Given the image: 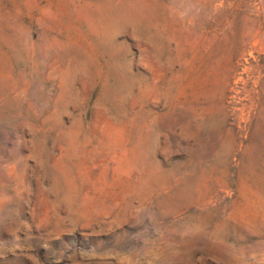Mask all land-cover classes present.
Returning <instances> with one entry per match:
<instances>
[{"label": "rangeland", "instance_id": "rangeland-1", "mask_svg": "<svg viewBox=\"0 0 264 264\" xmlns=\"http://www.w3.org/2000/svg\"><path fill=\"white\" fill-rule=\"evenodd\" d=\"M0 264H264V0H0Z\"/></svg>", "mask_w": 264, "mask_h": 264}]
</instances>
